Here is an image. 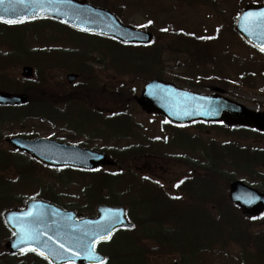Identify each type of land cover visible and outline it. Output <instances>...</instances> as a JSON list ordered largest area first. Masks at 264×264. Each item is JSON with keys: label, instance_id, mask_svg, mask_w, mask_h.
<instances>
[{"label": "trees", "instance_id": "1", "mask_svg": "<svg viewBox=\"0 0 264 264\" xmlns=\"http://www.w3.org/2000/svg\"><path fill=\"white\" fill-rule=\"evenodd\" d=\"M85 1L92 3L91 0ZM105 2L97 6L112 11L123 20L120 7ZM33 25L32 33L42 38L43 42L58 41L74 48L69 50L68 54L60 52L59 61L65 60L66 71L78 74L79 79L75 85L66 86L67 88L64 87L60 91L61 98L58 101L45 99L52 93L37 85L34 89L26 91L30 103L44 100L49 106L59 104L63 109L59 119L56 116H44L45 120H59L65 128L81 134L84 130H92L93 133L102 135L105 143L129 140V145L122 151L115 147L102 151L115 161V168L112 170L101 169L89 173L64 170L54 175L37 163H14L13 160L18 158L9 152H3L0 157V214L7 209L22 206L23 201L14 197L13 191L23 189L29 183L32 187L42 188L38 198L73 210L82 216L94 215L99 204L126 208L133 226L131 229L118 231L110 242L102 246L106 256L105 264H149L146 254L153 251L191 255V258H180V264H203L204 257L209 253H225L239 259L243 264H264V216L254 221L241 217L238 209L231 205L223 194L232 179L217 182L220 192L218 195H215L213 179L199 181L205 190H212V193L205 194L203 198H195L185 190L170 193L168 189L153 183L137 171L140 165L157 161L158 158L150 153V149L155 148L157 144L142 141L135 143L140 136H144L142 125L137 123L132 115V111L136 109V84H143L152 78L162 79L158 72L153 73V66L162 64L161 57L167 52V48L158 45L156 37L150 46H131L77 32L75 33L85 39L72 38L61 31L59 23L49 20L35 21ZM21 38L22 47L25 34ZM99 41L106 44H100ZM112 45L118 47L121 52L116 53ZM215 45V41L202 44L208 47ZM156 46H159L158 49ZM171 50H175L173 52L176 54L183 53L180 48ZM49 51H38L35 57L44 64L57 61L46 58L48 54L56 55V50ZM12 52L13 64L19 65L17 61L21 60L24 64H32L30 54L23 60V57H16L17 50ZM96 53L98 59L95 57ZM94 64L101 68V74L105 69L106 72H112L114 80L119 81L118 88L107 87L93 78ZM49 69L52 67L42 70L48 72ZM240 75V79L249 78L245 72ZM204 83L224 90L230 87L228 78L224 76ZM102 104H108L110 107L107 110L106 106V114L102 112ZM23 119L24 117H17L13 121L22 123ZM247 130L237 132L236 135L239 136L235 135L234 142L224 146H228L226 149L230 155L232 152L230 159L236 172L243 170V175L253 178L257 174L254 172H258L256 169L264 170V144L261 145L264 143V135ZM214 163L211 168L212 165L216 167ZM221 172L220 170L217 173L216 169H213V174ZM11 175L14 180L9 178ZM259 176L264 190V175ZM75 181H78L81 187L80 196L77 195V199L67 202L62 201L64 190H58L56 187H63L64 183ZM7 236L8 231L0 217V264H48L32 254L9 256L3 248Z\"/></svg>", "mask_w": 264, "mask_h": 264}, {"label": "rangeland", "instance_id": "2", "mask_svg": "<svg viewBox=\"0 0 264 264\" xmlns=\"http://www.w3.org/2000/svg\"><path fill=\"white\" fill-rule=\"evenodd\" d=\"M96 2L97 0H91ZM213 4H210L211 0H206L205 2L197 1L191 4H183L182 2H178V5L169 0H108L103 3L116 5V7H120V11L122 13V18L125 24L130 25L139 30H144L146 26H149L150 31L154 32L157 38V44L161 47H165L170 43H177V39H182L186 34H191L195 38H199L202 35H209L213 27H217L221 29L219 40L216 42L215 48L213 49L214 55L217 59H219L218 68L216 70H211L210 67H207L204 70H194L193 64L190 59L186 56H178L175 54H165V56L161 57L163 60L162 64H156L153 66L154 74L159 73V75L164 80H168L176 84V86L191 89L194 91L200 92H211L212 89L202 90L195 89L190 87H184L179 82H183L187 79H191L190 77H194V75H200L202 77L207 76H220V75H230L229 79L233 80L230 87L226 89V93L223 95L228 99L242 104L243 106L250 108L254 111L264 112V56H260L251 50L244 47L240 41L237 39V35L232 31L231 24L233 22L232 15L234 13H238L244 6L247 4H255L261 3L264 0H214ZM219 1V2H217ZM220 4V5H219ZM32 27L22 25L20 27H3L0 26V42L11 44L10 46L14 47V49H19V43L21 41L22 32H26L25 37V47L20 53V56H23L24 52H27L30 49H43L45 52H48L50 48L60 47L64 50H73L74 48L71 46H66L58 41L56 42H41L42 38L37 39L35 35L32 33ZM61 31L65 32L67 35L76 39H85L78 38L76 35L71 33L69 30H65L61 28ZM195 38H191L197 41ZM221 39V41H220ZM102 41H99L101 44ZM185 45L188 46L189 54H192V42L185 41ZM103 44H106L102 42ZM113 46V49L116 50V53H120L121 50L118 47ZM9 48L7 46L0 45V53L5 54ZM98 51V50H96ZM98 53V52H97ZM95 54L96 59H98V54ZM48 60H52L51 56L46 57ZM26 57L23 56V60ZM160 59V61H161ZM232 59L235 61L233 62ZM22 61V60H21ZM21 61H17L18 64L8 63L6 65H0V88L6 87L10 91H13L11 87H17V85H22V77L20 76V71L22 66L27 65L22 63ZM33 67L36 71V78H40V82L38 85L43 86L44 90L52 93L50 95L54 96L56 101L61 98V90L60 86L63 88H67L66 84V64L58 62L57 64H44L41 61H35L33 59L30 60ZM53 61V60H52ZM42 63V64H41ZM46 66V68H45ZM48 67H52L49 71H44L42 69H47ZM93 74L92 77L95 78L98 82L106 85L107 87H116L118 88V80H114V76H112V72H106V69L101 74L99 70L101 69L97 65H93ZM109 70V68H108ZM241 72H245L248 79H240ZM3 77L6 78L8 83L3 82ZM196 80V79H195ZM199 79H197L198 81ZM143 84H136L137 87V95H139L140 90ZM134 86V85H133ZM129 87V86H128ZM19 88V87H17ZM34 89V88H32ZM211 90V91H210ZM218 91V90H217ZM222 94V93H221ZM107 110L109 105L106 104ZM106 106L103 104L100 106L106 114ZM56 109H61L60 106H55ZM110 108V107H109ZM56 112V111H55ZM38 115V114H37ZM132 115L134 116V120L137 123H140L143 127V131L145 132V140H148V137L155 139L156 141L164 142V136L169 135V139L178 140L183 143L184 146H199L201 144L200 141L205 143L206 145H210L213 143L216 144L218 150H220V145L227 144L228 141L230 143L234 142V137L239 136L235 134V131H230L229 129L222 130L221 132H228L230 135L224 136L221 135V132H211L210 128H203L199 131H203L198 133L195 129H187L184 130L183 135L179 129L172 130L170 136V130H167L165 133L160 128L161 121L158 117L153 116L151 114H147L142 112L140 109L136 107L134 111H132ZM0 131L5 137L11 135H34L42 138H51L62 140L67 144L71 145H83L85 148L96 150V151H104L109 150L110 147H115L118 151L123 150L128 146L129 140L115 143V142H106L103 140L102 135L99 136L98 133H93L92 130H84V133H77L70 130L64 129L63 125L58 121H45V120H26V128L21 130L16 127V125L9 124L6 127L0 126ZM147 135V136H146ZM236 135V136H235ZM193 136H197L195 139ZM198 141V142H197ZM264 143L262 142L261 145ZM4 149H7L6 145L3 146ZM167 147V146H166ZM182 149H171L166 153L163 150L158 151L161 154H167L173 159L179 160L184 159L185 161L195 164L197 163L201 169L205 171H210V163L208 160H203L200 153L191 154L189 150ZM200 151L202 149L200 148ZM218 156H225L229 154L227 149L220 150L217 152ZM232 155V152H231ZM174 160H172L173 162ZM161 164V163H160ZM183 163L173 162L170 165H165L164 168L159 169L156 167L154 163L151 166L147 165L146 167L140 166L138 171L143 173L145 176H149L154 182H159L164 189L171 190V187L181 183L183 179L189 177L188 171H191L189 168H185L182 166ZM216 171H222L221 174L227 173L229 176L216 177L215 178V195L220 194L218 191L219 184L221 180L231 178L230 175H234V177L242 180L246 184L253 186L257 189H262L261 181L259 179V174L264 175L263 169H256L258 172L254 175L253 178L246 176H239L241 172H236L232 166V162L230 156H228L227 160L221 162L217 161L215 164ZM192 169V168H191ZM112 170V169H111ZM187 176V177H186ZM199 176H203L199 174ZM10 179L14 180V177L11 175ZM211 180V179H210ZM182 186L181 188H183ZM188 187L190 188L191 194L200 198L206 194V190L202 187L201 182L193 181L188 183ZM58 190H64L62 192L63 198L62 201L67 202L68 200L77 199V195H79L81 191V187L77 181L74 183L69 182L66 185L57 186ZM217 188V189H216ZM210 193H212L210 191ZM225 196L228 194V190H225L223 193ZM37 195V190L34 188H28V186L23 189L13 191V196L20 199H29ZM67 195H71L67 197ZM258 224V223H256ZM258 228V227H257ZM176 240V239H175ZM5 241V240H4ZM152 245V244H151ZM149 244V246H151ZM154 252V251H153ZM150 253L146 254V259L150 262V264H172L174 261L178 263V258L176 256H171V254L167 253ZM203 259V264H240L238 261L236 262L234 258L227 256L225 253L220 254L219 256H205ZM180 264V262L178 263Z\"/></svg>", "mask_w": 264, "mask_h": 264}, {"label": "water", "instance_id": "3", "mask_svg": "<svg viewBox=\"0 0 264 264\" xmlns=\"http://www.w3.org/2000/svg\"><path fill=\"white\" fill-rule=\"evenodd\" d=\"M262 12L264 3L247 6L235 24L237 34L258 50L264 45V21L259 17ZM0 17L3 18L0 19L1 22L12 20L13 23L35 18H50L72 29L110 37L123 44L147 45L152 40L151 34L121 24L109 11L78 0H0ZM22 76L31 78L32 68L23 67ZM76 79L77 76L74 74L67 76L68 83H73ZM26 102L27 99L23 96L0 93L2 106L23 105ZM136 102L147 112H156L172 124H190L197 121L228 124L231 123L230 117H236V122L243 125L252 124L257 130L264 132L263 113L252 112L241 104L219 95L193 94L157 80L145 84ZM9 143L17 150L28 153L39 163L53 168L72 167L91 171L113 164L104 154L49 139L27 141L13 138ZM229 199L241 209L246 218H255L264 212V193L246 186L241 181H234L229 185ZM28 213H31V216H27ZM96 213L95 218L77 220V215L73 212L63 211L50 203L40 200L27 201L23 210L4 213L5 225L12 232L4 247L11 255L33 252L50 264H70L68 257H72L71 264H98L97 261L86 258L84 251L76 247V240L91 244L101 226H107L112 234L116 229L130 228L131 224L126 220L124 210L119 207L101 205L97 207ZM32 219L38 220L35 226L43 233L40 239L47 247L19 244L18 220ZM60 243L71 247L78 255L72 256V252L60 249ZM95 244L92 245L93 249ZM33 248L37 250L34 251ZM51 249H56L62 255H51ZM40 251L45 255H40ZM96 255L100 261H104L103 256L97 253Z\"/></svg>", "mask_w": 264, "mask_h": 264}, {"label": "snow or ice", "instance_id": "4", "mask_svg": "<svg viewBox=\"0 0 264 264\" xmlns=\"http://www.w3.org/2000/svg\"><path fill=\"white\" fill-rule=\"evenodd\" d=\"M259 17L262 21H264V12L259 14ZM0 19H3L0 17ZM6 23H13L12 20L5 21ZM261 50L264 51V45L261 46ZM27 216H31V213L26 214ZM38 223L37 219L32 220H18L19 224V244L25 245V246H31V245H37L40 247H47L45 242H43L40 237L43 235V233L35 226ZM103 233V234H102ZM111 233L108 231L107 226H101L99 230L95 233V240L91 242V244H85L82 240H76V247L81 248L85 256L90 261H97L98 264H103V261H100L97 257L92 245L97 243L100 240L110 239ZM51 239V237H49ZM60 249H64L65 251L72 252V256L78 255L77 252H74L71 247H66L65 244L60 243L59 244ZM33 250H37L36 248H33ZM21 251H23V248H21ZM40 255H45L43 251H40ZM51 255L60 256L62 253L57 251L56 249L50 250ZM47 258V257H45ZM68 261L71 264L72 257L67 258Z\"/></svg>", "mask_w": 264, "mask_h": 264}, {"label": "flooded vegetation", "instance_id": "5", "mask_svg": "<svg viewBox=\"0 0 264 264\" xmlns=\"http://www.w3.org/2000/svg\"><path fill=\"white\" fill-rule=\"evenodd\" d=\"M169 1H171V2H177V1L182 2V1H184V0H169ZM0 58H1V59H4L5 56L0 55ZM4 60H5V59H4ZM4 60H3V61H4ZM6 81H7L6 78L3 77V82H6ZM26 81H28V80H22V83H23V85L25 86V90H28V89L32 88V87H30V86H32V82H26ZM27 108H28V105H25V106H19V107L0 106V120H3L2 117L5 119V120L0 121V122H6V121L8 120L7 118H9V115H10V112H11V111H19V110H23V109H27ZM7 139H8V138H6V137L2 134V132H0V145H1L2 142H4V141L7 142Z\"/></svg>", "mask_w": 264, "mask_h": 264}, {"label": "bare ground", "instance_id": "6", "mask_svg": "<svg viewBox=\"0 0 264 264\" xmlns=\"http://www.w3.org/2000/svg\"><path fill=\"white\" fill-rule=\"evenodd\" d=\"M135 259L137 260V257Z\"/></svg>", "mask_w": 264, "mask_h": 264}]
</instances>
